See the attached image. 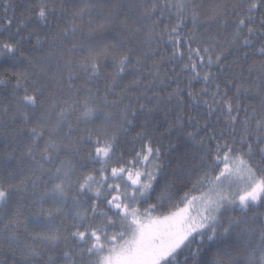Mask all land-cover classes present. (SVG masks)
<instances>
[{
	"label": "trees",
	"instance_id": "1",
	"mask_svg": "<svg viewBox=\"0 0 264 264\" xmlns=\"http://www.w3.org/2000/svg\"><path fill=\"white\" fill-rule=\"evenodd\" d=\"M44 2L58 9L55 16H48L47 27L40 22L37 16L41 0H0V25H3L6 19H13L11 32L14 34L16 27L21 23L24 24V27L21 28V35L24 37V43L20 49L22 57L18 56L16 62L0 61V79L6 81V85L0 86V120L3 121V126H0V180L4 182L6 187L9 184L18 185L21 181L27 184L26 191L21 192L17 198L19 203H14L12 209L3 213L5 219L4 223L0 224V264H90V259L86 253L81 258L84 245L73 239L72 233L87 231L88 227L96 228L101 221H106L107 217L97 216L95 220L91 218V203L96 204L98 212H108L112 219L117 218L112 216L106 207L105 200H93L90 196L84 197L89 203H86L83 209L78 210H74L68 205L33 202L36 197L33 195L34 190L29 177L35 173V176H40L41 181H43L47 178V173L41 175L40 170L35 167L31 160L21 159V153L26 147L27 130L24 129L22 122L18 119H10L14 115L12 111L13 94L15 93L17 96L25 94L23 91L16 90L17 82L28 90V94H32V82H40L45 89V96L48 101L45 107H48L49 104L56 105L53 112L54 117L62 109H67L68 121L73 128L78 129L85 128V125H77L76 123V117L79 115V104L89 96L85 89L92 90L94 106L104 109L109 114L111 123L110 125H103L100 121H96L95 124H90L87 127L91 129L93 138H96L98 132L107 133V136L103 137L104 139L116 137L115 157L104 175L109 176V182L120 185V192L111 193L108 195L109 199L111 195H122L126 187L130 189L132 180L138 178L137 173L154 170L156 164L163 165L155 184V192L146 198H141L140 202L135 205L140 212L147 211L150 205L157 204L156 197L162 191L165 195L172 197V206L159 207L152 213L165 214L176 211L187 203L182 199L186 193L190 200L192 196L208 189L207 184L200 186L197 182L208 171L201 158L205 157L210 161V157H207V150L210 149L215 154V147L210 143L200 144L202 137L206 135L203 132L196 136L195 144L191 143L187 139L186 133L192 132L194 129L188 127L187 124H185L184 129L185 135L177 133L175 126L178 115H182L185 119L189 116L194 117L202 126L205 124L212 125L208 129L210 132H227V128L223 120L217 119L219 112L209 117L203 106L199 108V111H194L186 92L180 94L183 102L182 109L177 108L175 98L171 102L167 100L177 87L187 88L185 77L191 74L181 73L182 64L164 62V58L171 55V51L166 46H161L155 56L149 54V48L155 49L156 45L146 41L145 33L148 31V27L140 22L142 9L139 0H88L87 4L82 3L81 0H44ZM196 4L201 21L210 20L217 7L223 9L224 14L217 19V22L208 25L207 28L197 26L195 35L198 44H193L192 47L195 48L202 43L203 46L213 50V59L217 54H221L220 65L209 69L217 76L216 84L224 88L225 82L231 81L233 84L243 83L244 87L251 88L252 95L256 98L241 96V105L248 107L249 113L255 110L257 119L264 118V102L261 99L264 97V84L260 85L261 91L257 96L256 89L253 87L256 76L249 72L253 65L264 63V57L254 55L257 48L264 46V35L253 41L255 48L245 46L242 49L240 43L243 39L249 38L246 29H244L236 43H232L237 22V17L231 14L232 9L237 8L239 10L246 7V4L242 0H196ZM82 8L86 10L82 12ZM262 16H264V10L258 11L255 23L250 26L253 28L264 27L260 24ZM175 23L176 21L172 20L169 27ZM165 24L168 22H163L157 31H162ZM72 27L77 30L76 40L78 43L89 47L91 46L90 41H92L97 45V50L100 46L107 45L109 46V54L107 57L101 56L99 60L102 66V79L93 83H87L84 78L74 80V89L69 90L63 79L68 73L57 74L54 67H48L46 74L42 73L41 69H45L47 65L41 62V58L49 53H52L54 57L63 56V59L59 61L60 66L63 67L65 61L70 59L73 64H76L83 56L87 55L86 52L70 54L67 51L72 45L63 43L61 32ZM192 29L193 25L186 22L181 32L183 35H188ZM7 31V28L0 27V39L8 40ZM46 38L47 43L42 45L44 51H33L36 40L44 41ZM181 50L185 51L183 47ZM244 51L249 54L247 59L241 58ZM123 55L130 56L131 71L126 72L122 78L113 84L111 60L113 57L118 59ZM136 59L141 61L139 65L135 63ZM137 68L140 69L139 72L135 71ZM172 79L177 80V82L169 83ZM136 80H139V86H133V81ZM160 81H164L163 86L160 85ZM109 86H111V91H109ZM203 87H205L203 82H193L191 91L197 95ZM213 90L211 87L209 88V91ZM156 95L163 98L158 105L154 99ZM145 97L153 99H146ZM229 97L235 103V96L231 90H229ZM197 99L201 101L211 100L209 96L199 95H197ZM73 104L77 105V111H72L69 107ZM141 106H143V110ZM4 108L9 109V111L5 113ZM240 117L245 118L243 113L240 114ZM126 121H131V124L126 123ZM252 123L254 125L255 121ZM170 128L171 131H169ZM243 134V125L237 123L235 135L226 134L221 139L217 134L216 139L223 144L225 141L239 140ZM80 135L79 131L73 133V140L78 143ZM208 139L211 140V137ZM249 143L252 144L255 153L249 163L258 176L264 175V159L259 155V148L264 147V144L257 145L251 139ZM145 144H150L153 150L158 148L159 158L149 157V161L130 164L129 161L138 160L137 153H143ZM42 147L41 145L40 149L34 150L37 160L40 159ZM80 147L83 150L76 155L61 151L59 160L70 161L76 169V174L71 177L73 181L88 175L99 179L100 173L98 171L94 172L92 168L85 169L81 166V161L87 163L92 145H80ZM233 147L240 149V152L235 153V155H242L247 152V148L242 145L236 144ZM55 166H59V161ZM55 166L45 165V168ZM93 167L98 169L100 165L96 164ZM122 167L126 169L125 173L115 178L110 176L111 168L119 170ZM18 168L24 169V175H17L15 179L9 181L7 179L8 174L10 172L15 174ZM129 172L131 179H128ZM215 174V171L209 173L208 180L211 181ZM35 176L32 178L34 179ZM139 179L143 182L144 177L141 175ZM197 187L200 188V191L196 190ZM46 190L48 189L42 182L37 183L35 189L37 193H43ZM106 191V188H101L102 193H106ZM73 195L76 193L68 192L69 197ZM21 204L23 205V215L19 217L17 222L13 213ZM57 208H62L66 214L57 215ZM77 211L85 216L88 225H82L81 221L74 219ZM49 212L52 213L51 218L54 221V227L51 230L37 228L29 220L30 215L47 216ZM231 217L237 219L243 217L248 221L246 227L254 230L251 240L236 230L227 238L229 242L222 244L221 248L213 247L209 250L210 245L207 243L195 244L193 249L201 248V253L195 264H213V261H219L220 264H249L248 256L260 243L261 231H264V206L258 205L250 208L246 213L239 211L224 212L221 219L227 220ZM13 223H18V226L12 228L10 232L4 230L5 225ZM115 231H119V229L109 228V232ZM12 236L15 237L14 240L10 239ZM48 236H59V239L55 244H50L46 239L40 238ZM246 244H250L251 247H246ZM223 249H227L228 256L224 254ZM30 251H34L35 255H30ZM65 253H68L72 259H66ZM184 254L187 255L186 252ZM178 260L179 264H184L183 256H179ZM188 264H194L191 258H189Z\"/></svg>",
	"mask_w": 264,
	"mask_h": 264
},
{
	"label": "snow or ice",
	"instance_id": "2",
	"mask_svg": "<svg viewBox=\"0 0 264 264\" xmlns=\"http://www.w3.org/2000/svg\"><path fill=\"white\" fill-rule=\"evenodd\" d=\"M82 3L87 4L88 0H81ZM246 7L237 10L233 8L231 14L237 17L235 31L232 36V43L235 44L239 39L242 30L246 29L249 38H245L240 43V48L245 46L255 48L253 43L257 37L264 35V27L253 28L250 25L256 21V13L264 10V0H242ZM142 14L140 16L141 24L148 27L145 33L146 41L149 44H155L156 48H149V54L155 56L161 46H166L171 55L164 58V62L171 64H182L181 73H190L191 75L185 77L187 80V88L181 89L177 87L173 90L167 98L169 102L175 98L177 108H183V102L180 98L181 92H186L191 100V106L194 111H199L201 106L204 107L209 117L219 112L218 120H223L226 125L227 132L220 131L218 133L208 131L212 125L200 123L189 116L185 119L182 115H178L176 119L175 131L180 135H185V124L194 129L192 132H187V139L195 144L196 136L202 132L206 133L202 137L200 144L204 145L210 143L215 147V154L210 149L207 150V157H202L201 161L207 166L208 171L197 182L198 185H208V192L202 193L203 208L198 212L199 220H193L191 217L183 215L184 209L179 212H170L169 214L161 213L158 216H152L151 212L156 211L159 207H171L172 197L165 195L164 191L156 197L157 204L150 205L149 210L140 212L135 207L141 200L155 192V184L158 180L161 164L154 165V170H146L143 173H137V179L132 180V186L126 187L122 195H108L111 193H119L120 185L118 183L109 182V176L104 175L109 165L113 162L115 157L114 145L116 137L112 136L108 139L106 132H98L96 138H93L91 129L87 126L95 124L100 121L103 125H110L111 120L109 114L104 109L94 106V97L91 94V89H85L89 96L79 104V115L76 117L77 125H85L84 129L73 128L68 121V110L62 109L56 113L53 112L56 108L55 104H49L45 96V89L38 81L32 82V94H28V90L17 82L16 90L23 91V96L13 94L14 104L12 111L14 115L10 118L12 120H19L22 122L24 129L27 130V140L25 150L21 153V159L27 158L31 160L35 167L40 170L41 175L47 173V178L41 181L40 176H35V173L29 177L33 188V195L36 199L34 203L50 202L55 205H68L74 210L83 209L86 203L84 197L90 196L93 200H105L106 207L109 209L113 217L112 219L108 212H98L95 203H91L90 211L91 218L95 220L97 216L107 217L106 221H101L96 228L88 227L87 231H76L72 233V238L84 245V251L81 253V258L86 253L90 259V264H179L178 257L183 256L184 264H188L191 258L195 264L197 257L201 253V248L193 249L195 244H209L211 248H221L222 244H227L228 237L233 232L239 230L242 236H246L251 240L252 232L250 227H246L248 221L241 217L237 219L231 217L227 220H222L224 212L239 211L246 213L250 208L256 206H264V175L258 176L254 171L253 166L249 160L255 155L252 144L249 140L255 141L257 145L264 144V118L257 119L255 110L249 113L248 107L241 105L240 97L256 98L252 95V89L244 87L243 83L239 85L233 84L231 81H226L224 88L216 84L217 76L209 71L213 66L220 65L221 54H217L215 59L212 58V51L209 47L203 46L200 43L197 47H192L193 44H198L195 35L197 26L205 28L208 25L217 22L219 17H222L223 9L217 7L214 10V15L210 20L201 21L197 12L196 0H139ZM86 9H81L85 11ZM57 8L51 7L49 4L41 0L37 11V16L41 23L47 27V18L49 15L55 16ZM176 23L169 27L171 21ZM167 21L162 31H157L160 25ZM186 22L193 25V29L188 35H183L181 29ZM260 24L264 25V16L260 18ZM13 26V19H6L3 25L8 29V40L0 39V61L16 62L17 57L21 56L20 51L24 37L21 35V28L24 24L21 23L16 27L15 33L11 32ZM139 31V30H138ZM31 35V34H30ZM62 41L64 44H71L72 47L67 49L71 54L73 52H86L81 60L73 64L72 60L64 62L63 67L60 66L61 57H54L52 53L47 54L41 58L42 63H46L47 67L41 69V72L46 74L48 67H54L57 74L67 72V76L63 77L64 83L69 90L74 89L73 81L84 78L87 83H93L102 79L101 69L99 63L100 57H107L109 54V46L103 45L97 50V45L90 41L89 47H85L82 43L76 40L77 30L75 27L64 29L61 32ZM47 43V38L44 41L36 40L33 51L43 52V44ZM126 47V45H125ZM185 49L182 51L181 48ZM130 51V50H129ZM203 53V54H202ZM248 52L244 51L243 57L247 59ZM254 55L264 57V46L256 49ZM187 61L186 63L184 61ZM131 59L129 55H123L120 58L113 57L111 60V67L113 68L112 77L113 84L116 80L122 78L124 74L131 71ZM135 63L139 65L141 61L136 59ZM139 72L140 69H135ZM251 75L256 76L253 82V87L256 89L257 96L261 89L260 85L264 84V63L253 65L250 67ZM153 75H156L153 73ZM18 80V77H17ZM59 83V81H57ZM177 82L172 79L169 83ZM193 82H203V87L197 94L199 96H209L211 100H198L197 95L191 91ZM6 85V81L0 79V86ZM160 85H164V81H160ZM133 86H139V80L133 81ZM214 89L209 91V88ZM229 90L235 96V103L229 97ZM79 91V89H76ZM99 91V89H97ZM111 91V86H109ZM146 99H153L145 97ZM154 99L159 102L163 99L156 95ZM264 102V97H261ZM104 103H107L104 101ZM72 111H77V105L69 106ZM143 110V106H141ZM3 111L7 113L9 109L4 108ZM149 112L151 110H148ZM243 113L245 118H241ZM253 121H255L253 125ZM131 124V121H126ZM240 123L243 125L244 134L239 140L225 141L223 144L216 139L218 134L222 139L226 134L235 135L236 125ZM0 126H3V121L0 120ZM172 129L170 128L169 131ZM79 131L81 133L80 140L77 143L73 140V133ZM211 137V140L208 139ZM67 141V143H65ZM242 145L247 148V152L242 155H235L240 152L239 148H234L233 145ZM40 159H36L34 150L40 149ZM80 145H92L89 153L87 163L81 161L82 168H92V171L100 173L99 179L92 175L82 176L77 181L71 179L76 174V169L71 165L70 161L59 160L61 151L78 154L83 149ZM259 155L264 159V147L259 148ZM160 156L159 149L153 150L150 144H145L143 153L138 152L137 161H129V163H139L141 161H149V157L158 159ZM247 157V159H246ZM11 158V157H10ZM59 161V166L57 162ZM99 164L97 169L93 167ZM45 165L55 166L45 168ZM215 171L216 174L208 180L209 173ZM125 168L119 170L111 168L110 176L112 178L121 176L125 173ZM17 175H24V169L18 168L15 174L9 173L7 179L9 181L16 178ZM144 177L143 182L140 181V176ZM35 176L33 179L32 177ZM233 176H237L246 182V186L236 192L231 191ZM128 179H131V173H128ZM42 182L48 189L43 193L35 191L37 183ZM50 186V187H49ZM167 187V186H165ZM101 188H106V193L101 192ZM27 184L21 181L18 185L9 184L7 187L4 182L0 180V224L4 223L3 213L6 210L12 209L14 203H19L17 198L21 192L26 191ZM197 191L200 188L197 187ZM76 193L72 197L68 196V192ZM184 201L191 203L197 197L192 196L188 199L186 193L182 198ZM132 205V207H130ZM57 215H65L62 208L56 209ZM13 215L16 221L23 215V205L16 208ZM52 213L49 212L47 216H32L30 215V222L37 228H44L51 230L54 227L52 220ZM141 217H144L142 220ZM74 219L82 222V225H88V220L85 216L77 211ZM227 224V227H225ZM18 223L5 225V231H11L12 228L17 227ZM109 228H118L119 231L109 232ZM46 239L48 243L55 244L59 236L40 237ZM10 239H15L14 236ZM89 241L91 242L89 244ZM246 247H251L246 244ZM226 256L229 255L227 249H223ZM187 253L185 255L184 253ZM30 255H35L34 251H30ZM65 258L71 260L72 257L65 253ZM94 258V259H92ZM249 264H264V231H261L260 243L256 245L255 249L248 256ZM213 264H220L219 261H213Z\"/></svg>",
	"mask_w": 264,
	"mask_h": 264
},
{
	"label": "rangeland",
	"instance_id": "3",
	"mask_svg": "<svg viewBox=\"0 0 264 264\" xmlns=\"http://www.w3.org/2000/svg\"><path fill=\"white\" fill-rule=\"evenodd\" d=\"M232 180V187H231V191L232 192H236L240 189H243L246 186V182L242 179H240L237 176H233L231 178ZM208 189L205 190L202 193H207ZM202 193L195 195V197H197L196 200L192 201L191 203H186L184 206H182L180 209L173 211V212H179L181 209H184V213L183 215L185 217H191L193 220H199V216H198V212L203 208V197H202ZM191 200V199H190ZM170 213V212H169ZM169 213H165V214H169ZM152 216H158L160 214H156V213H152ZM141 219L143 220L144 217H141Z\"/></svg>",
	"mask_w": 264,
	"mask_h": 264
},
{
	"label": "bare ground",
	"instance_id": "4",
	"mask_svg": "<svg viewBox=\"0 0 264 264\" xmlns=\"http://www.w3.org/2000/svg\"><path fill=\"white\" fill-rule=\"evenodd\" d=\"M131 169V168H130ZM132 170V169H131ZM134 170V169H133ZM137 175V174H136Z\"/></svg>",
	"mask_w": 264,
	"mask_h": 264
}]
</instances>
